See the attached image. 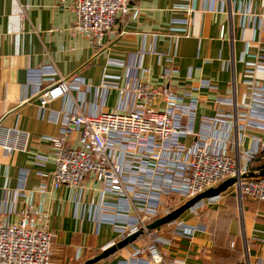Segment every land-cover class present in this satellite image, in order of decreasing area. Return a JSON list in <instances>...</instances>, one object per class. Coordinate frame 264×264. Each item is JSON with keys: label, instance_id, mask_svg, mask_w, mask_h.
Returning a JSON list of instances; mask_svg holds the SVG:
<instances>
[{"label": "crops", "instance_id": "crops-1", "mask_svg": "<svg viewBox=\"0 0 264 264\" xmlns=\"http://www.w3.org/2000/svg\"><path fill=\"white\" fill-rule=\"evenodd\" d=\"M75 1L0 0V220L16 222L30 208L33 222L51 233L52 264L92 259L123 240L116 225L134 218L122 211L127 201L104 194L91 175L81 196L51 187L50 139L66 123V99L40 104L52 79L83 82L71 95L86 115L114 111L119 90L140 79L169 86L183 103L196 100L191 112H176L192 133L179 138L183 148L208 135L212 121L225 133L228 155L253 157L250 173L264 166L254 155L260 119L244 109L247 83L264 86V71L253 70L255 61L264 64V0H190V16L174 8L180 0H131V12L117 17L100 47L72 32ZM78 138L72 130L71 144ZM102 202L112 207L104 210ZM183 204L179 195H162L158 219ZM179 222L195 226L194 233L182 235ZM150 232L151 239L141 234L96 264H264V203L229 191ZM154 247L161 262L149 253Z\"/></svg>", "mask_w": 264, "mask_h": 264}, {"label": "built area", "instance_id": "built-area-1", "mask_svg": "<svg viewBox=\"0 0 264 264\" xmlns=\"http://www.w3.org/2000/svg\"><path fill=\"white\" fill-rule=\"evenodd\" d=\"M130 5L131 0H76L72 32L85 35L94 46L100 47L104 37L112 33L117 17L131 12ZM174 8L188 16L193 13L190 0H180ZM259 19L264 27V6ZM261 53L264 54V48ZM253 70L264 71V64L255 61ZM247 84L251 93L244 109L260 119L256 126L253 124L258 134L254 155L264 162V86L253 81ZM82 85L80 80L52 79L39 96L42 107L58 98L66 99L64 129L50 139L54 150L51 187H65L81 196L84 177L91 175L102 183L104 194L113 195L118 203L126 200V210L122 211H133L134 218L116 225L122 239L137 231L151 239L147 226L158 219L161 196L168 193L179 195L186 203L225 180L236 178L237 182L227 191L264 203V177L240 178L250 173L248 165L253 157L228 155L223 147L228 140L224 132L217 131L216 122L209 121L212 129L208 135L187 149L179 144V138L192 133L182 129L176 112H191L195 99L183 103L169 86L158 88L140 79L119 90L114 111L86 115L71 95ZM201 85L209 87L208 83ZM72 130L79 133L76 145L69 139ZM14 148L5 146L9 153ZM200 203L189 211L195 213ZM101 207L107 210L112 204L102 202ZM31 216V209L27 208L16 222L0 220V264H52L51 233L46 225H36ZM177 228L185 236L195 231V226L183 222ZM136 253L141 254V250ZM149 253L154 261H162L155 247Z\"/></svg>", "mask_w": 264, "mask_h": 264}, {"label": "water", "instance_id": "water-1", "mask_svg": "<svg viewBox=\"0 0 264 264\" xmlns=\"http://www.w3.org/2000/svg\"><path fill=\"white\" fill-rule=\"evenodd\" d=\"M260 177H264V168L261 169L258 173H248L246 175L240 176L241 179L260 178ZM236 182H237L236 178H229V179L225 180L224 182H222L217 187L206 190L205 192H203V193L197 195L196 197H194L193 199L187 201L182 206L173 210L172 212L165 215L164 217H161V218L155 220L153 223H151L150 225L147 226V229L148 230H155L159 227H162L164 225H167V224L174 222L175 220H177L180 216H182L186 211H188L192 206H194L198 202L219 196L220 194L226 192L229 188H231ZM141 234H142L141 231H137V232L129 235L128 237L124 238L123 240L119 241L118 243H115L111 247L107 248L106 250H104L99 255L93 257L92 259L85 261L82 264H96L100 260L107 258L108 256L114 254L118 250H121V249L125 248L127 245L133 243Z\"/></svg>", "mask_w": 264, "mask_h": 264}, {"label": "trees", "instance_id": "trees-1", "mask_svg": "<svg viewBox=\"0 0 264 264\" xmlns=\"http://www.w3.org/2000/svg\"><path fill=\"white\" fill-rule=\"evenodd\" d=\"M264 166H261L259 169H257V170H260V169H262ZM253 171H254V169H253Z\"/></svg>", "mask_w": 264, "mask_h": 264}]
</instances>
